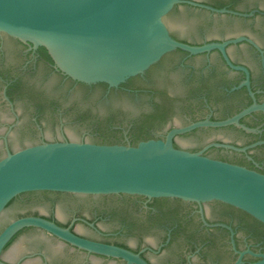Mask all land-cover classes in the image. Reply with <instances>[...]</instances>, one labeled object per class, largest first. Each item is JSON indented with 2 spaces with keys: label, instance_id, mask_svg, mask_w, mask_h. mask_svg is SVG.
I'll use <instances>...</instances> for the list:
<instances>
[{
  "label": "flooded vegetation",
  "instance_id": "af4514ba",
  "mask_svg": "<svg viewBox=\"0 0 264 264\" xmlns=\"http://www.w3.org/2000/svg\"><path fill=\"white\" fill-rule=\"evenodd\" d=\"M184 1L196 4L178 3L171 12H177L181 7L195 10L203 19L202 36L192 40L170 31L171 36L195 46L225 42L224 50L212 48L190 53L176 48L165 53L143 73L116 86L74 80L54 66L45 47L0 32V106L11 114V120L6 122L0 117V122L7 124L4 133H0L3 155L7 150H15L10 143L11 133L23 120L17 110V100L28 98L33 101L30 119L37 129L42 128L41 117L48 108L57 111L60 124L64 123L62 111H58L60 106L41 87L44 85L41 69L58 77L61 85L69 84L70 91L76 87L100 90L101 106L107 109V117L104 127L97 125L91 131L94 136L90 141L95 143L134 145L133 141L142 129L141 140H165L173 128L205 119L224 120L252 104L264 106V0ZM210 28H219L222 32L209 36ZM245 81L248 84H244ZM123 97L137 98L133 104L140 103L139 107L146 109L135 119L117 118L123 110ZM80 109L91 110L90 105ZM178 110L179 119L175 120L173 114ZM193 134L200 138L198 144L180 140ZM104 137H110L112 142H102ZM56 140L41 136L38 141ZM214 142L239 149L208 146ZM172 143L180 149L264 173V110L255 109L243 115L239 125L200 126L175 134ZM25 194L98 199L108 206L105 209L95 206L86 213L78 204L63 219L57 214L55 199L48 197L52 203L48 212L38 209L21 212L1 223L0 232L19 217H42L81 237L127 249L147 264H235L240 252L264 253V224L248 213L216 200L194 202L124 193L91 195L35 190L18 194L5 207ZM220 207L221 210H216ZM258 259L249 252L241 258L244 264ZM0 264L128 263L120 257L79 248L43 228L26 226L16 231L3 246Z\"/></svg>",
  "mask_w": 264,
  "mask_h": 264
},
{
  "label": "water",
  "instance_id": "95a60500",
  "mask_svg": "<svg viewBox=\"0 0 264 264\" xmlns=\"http://www.w3.org/2000/svg\"><path fill=\"white\" fill-rule=\"evenodd\" d=\"M182 2L196 4L184 0H0V32L45 47L54 66L74 80L116 86L143 73L176 48L190 53L212 48L224 50L225 42L195 46L171 36L170 31L192 40L202 36L203 19L195 10L181 7L171 12ZM221 32L219 28H210L207 35ZM196 61L200 62V58ZM40 73L44 81L41 87L60 106L58 111H62L64 123L60 124L57 111L48 108L41 117L42 128L37 129L30 119L33 101L17 100L23 120L11 133L10 143L15 150H7L3 155L4 144L0 140V224L21 212L36 209L48 212L52 206L48 197L55 199L57 214L63 219L78 204L86 213L95 206L101 209L108 206L98 199L25 194L5 207L18 194L35 190L91 195L124 193L194 202L216 200L264 224V173L180 149L172 143L175 134L196 127L239 125L240 117L255 109L264 110L263 105L252 104L224 120L205 119L173 128L165 140H141L136 145L95 143L90 141L94 136L91 131L97 125L104 127L107 117V109L101 106L100 90L76 87L70 91L69 84L61 85L58 77L44 69ZM122 100L125 103L117 115L119 119H135L146 109L139 107L140 103L133 104L137 98ZM83 105H90L91 110L80 109ZM179 114L180 110L173 114L175 120ZM81 116V120L76 119ZM0 117L5 122L11 120V114L3 106ZM6 126L0 122V133H4ZM41 136L58 140L39 142ZM64 137L68 140H63ZM180 140L193 145L200 142L196 134ZM210 145L239 149L215 142ZM26 226L43 228L79 248L120 257L128 264H147L127 249L81 237L67 227L37 216L10 221L0 232V251L16 231ZM245 252L259 257L248 264H264V253L250 250L240 252L235 264H244L241 258Z\"/></svg>",
  "mask_w": 264,
  "mask_h": 264
},
{
  "label": "trees",
  "instance_id": "16d2710c",
  "mask_svg": "<svg viewBox=\"0 0 264 264\" xmlns=\"http://www.w3.org/2000/svg\"><path fill=\"white\" fill-rule=\"evenodd\" d=\"M161 122L164 123V121H161ZM143 131H144L143 129L140 130V132L138 133L137 137L134 139V141H133L134 145H136L138 143V141L141 140V135H142ZM110 139H111L110 137H104L102 142L111 143L112 141Z\"/></svg>",
  "mask_w": 264,
  "mask_h": 264
}]
</instances>
